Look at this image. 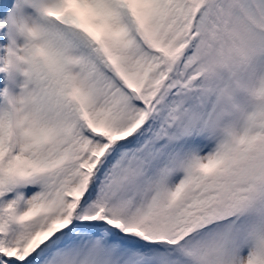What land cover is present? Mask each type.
I'll use <instances>...</instances> for the list:
<instances>
[{
	"label": "snow or ice",
	"instance_id": "6c2138e0",
	"mask_svg": "<svg viewBox=\"0 0 264 264\" xmlns=\"http://www.w3.org/2000/svg\"><path fill=\"white\" fill-rule=\"evenodd\" d=\"M0 264H264V0H0Z\"/></svg>",
	"mask_w": 264,
	"mask_h": 264
}]
</instances>
